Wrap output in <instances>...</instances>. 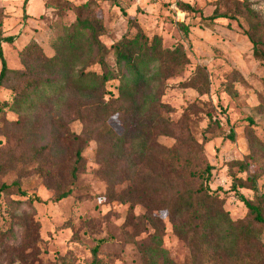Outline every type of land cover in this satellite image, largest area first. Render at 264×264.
<instances>
[{"label": "rangeland", "instance_id": "obj_1", "mask_svg": "<svg viewBox=\"0 0 264 264\" xmlns=\"http://www.w3.org/2000/svg\"><path fill=\"white\" fill-rule=\"evenodd\" d=\"M86 1L29 0L23 7V0H0V46L8 68L22 69L19 52L31 41L52 56L53 44L75 21L79 6ZM176 1L90 0V6L102 16L100 40L108 49L106 60L112 68V45L134 35V22L149 38L161 37L167 48L177 43L184 46L190 62L165 82L162 97L172 108L165 118L174 131L158 136L157 141L171 147L176 138L190 135L199 144L201 153L188 151L187 155L195 161L196 169H203L206 163L213 166L209 186L219 189L224 211L236 221L246 216L247 209L231 189L233 177L244 181L245 187L238 189L244 198L254 200L264 195V153L259 154L258 164L248 159L251 139L264 144V66L253 56L245 33L250 27L248 20L207 18L215 10L225 11L235 1H244L261 16L264 25V0H179L194 12L180 10ZM179 23L189 27L187 35ZM7 36H13V41L2 39ZM198 67L205 69L209 80L202 93L183 83ZM117 85L115 80L106 84L105 99L117 97ZM13 96L6 86H0V185L17 180L22 191L38 196L40 202L28 201L16 187L0 191V264H139L136 244L124 233L128 204L104 201L109 185L95 162L96 142L90 141L82 151L85 165L72 195L55 201L56 185L45 183L39 175V160L29 157L25 164L16 161L21 153L30 156V149L23 139L19 116L10 108ZM110 124L120 130L115 119ZM69 128L82 133L79 121L69 123ZM11 156L16 158L12 161ZM241 162L248 163V168ZM253 178L255 190L246 187L250 186L247 180ZM63 182L70 186L67 178ZM144 211L140 205L134 208L135 214ZM157 214L164 221L163 242L170 257L177 264H190L187 244L173 233L166 213ZM152 234L147 224L133 240L147 241ZM260 241L264 244V231ZM95 247L96 262L92 263Z\"/></svg>", "mask_w": 264, "mask_h": 264}, {"label": "trees", "instance_id": "obj_2", "mask_svg": "<svg viewBox=\"0 0 264 264\" xmlns=\"http://www.w3.org/2000/svg\"><path fill=\"white\" fill-rule=\"evenodd\" d=\"M29 0H23V7ZM184 12H194L189 4L176 1ZM243 17L250 27L245 32L252 44L254 58L264 66V25L261 16L247 2H234L225 11L215 10L207 19L236 20ZM135 33L113 44L115 68L106 60V46L100 40L104 24L102 16L91 9L90 0L79 6L73 23L65 28L47 56L35 41L20 52L21 70H10L0 46V86L13 93L10 108L19 116L18 124L30 156L21 153L17 162L25 164L29 157L39 160L38 173L46 183H53L55 201L73 193L78 175L83 171L84 147L96 142L95 162L100 175L108 183L105 202L128 204L124 233L136 244L139 264H177L164 246V221L157 213L164 211L173 233L188 246L190 264H264V195L254 200L244 198L238 189L245 187L241 178L233 177L231 189L247 209L244 218L232 221L223 209V199L212 190V165L195 168L188 151L198 154L201 147L190 135L176 138L166 147L158 136L172 135L174 125L165 118L172 111L162 101L165 82L181 73L189 64L181 43L164 46L161 37L149 38L134 22ZM185 35L189 27L179 23ZM12 42L13 36L2 38ZM93 67H98L99 71ZM118 81L117 97L105 99L106 84ZM202 93L209 84L204 68L183 82ZM115 119L120 130L110 121ZM79 121L82 133H74L69 123ZM249 125L253 124L251 119ZM263 145V147H262ZM250 141L248 159L258 164L264 144ZM185 151V152H184ZM16 156H11L15 159ZM244 169L249 164L241 162ZM3 168V167H1ZM0 168V169H1ZM67 178L69 185L63 179ZM248 189L256 182L247 180ZM63 182V183H62ZM16 187L30 202H40L34 194L20 189L19 181L2 183L0 191ZM121 187V188H118ZM144 208L135 214L134 208ZM153 229L147 241L133 240L146 225ZM130 231H129V229ZM97 247L93 249L94 260Z\"/></svg>", "mask_w": 264, "mask_h": 264}, {"label": "built area", "instance_id": "obj_3", "mask_svg": "<svg viewBox=\"0 0 264 264\" xmlns=\"http://www.w3.org/2000/svg\"><path fill=\"white\" fill-rule=\"evenodd\" d=\"M176 1V0H175Z\"/></svg>", "mask_w": 264, "mask_h": 264}]
</instances>
